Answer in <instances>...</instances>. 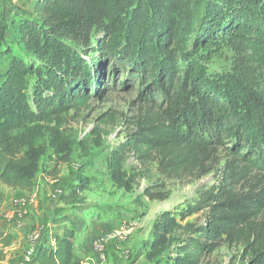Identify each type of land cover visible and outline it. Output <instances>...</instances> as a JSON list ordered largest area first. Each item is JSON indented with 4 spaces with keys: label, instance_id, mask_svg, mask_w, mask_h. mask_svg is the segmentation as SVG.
I'll use <instances>...</instances> for the list:
<instances>
[{
    "label": "trees",
    "instance_id": "1",
    "mask_svg": "<svg viewBox=\"0 0 264 264\" xmlns=\"http://www.w3.org/2000/svg\"><path fill=\"white\" fill-rule=\"evenodd\" d=\"M32 1L15 23L19 50L5 52L0 183L34 189L47 152L36 138L69 162L75 135L47 121L89 108L125 68L123 85L138 82L145 106L115 158L131 154L147 166L156 163L164 179L180 182L218 167L223 173L186 211L206 210V220L187 228L180 253L168 264H211L210 255L224 246L241 247L247 264H264V0ZM7 31L0 9V73ZM222 40L233 50L232 63L211 74V46ZM31 75L42 84L29 100ZM99 120L109 126L117 119L106 114ZM27 124L30 132L14 134ZM80 181L61 192L64 205L78 203L87 189ZM68 221L69 214L56 216L60 232L40 238L26 264H85L75 252L78 227H61ZM165 231L147 254L149 264H160L163 255L156 256L172 243ZM12 241V234L0 233V259Z\"/></svg>",
    "mask_w": 264,
    "mask_h": 264
},
{
    "label": "rangeland",
    "instance_id": "2",
    "mask_svg": "<svg viewBox=\"0 0 264 264\" xmlns=\"http://www.w3.org/2000/svg\"><path fill=\"white\" fill-rule=\"evenodd\" d=\"M32 6V0H0V9L8 22L6 39L1 47L0 84L6 68L7 48L14 51L20 48L13 37L15 23L20 14L27 13ZM210 53L208 69L211 74L230 68L233 50L227 41L212 45ZM119 72L117 84L105 83L100 96L91 100L89 108L79 113L71 110L58 119L47 121V124L75 135L78 143L69 162H61L46 139H35V145L46 146L47 152L41 160L35 196L23 195L27 203L17 209L19 214L30 216L26 226L28 233L17 251L19 256L25 255L37 232L41 239L52 236L51 231L59 233V226L54 225L55 218L64 213L69 214L72 221L61 227L71 226L72 222L78 227L75 248L86 264H149L147 254L162 236L164 227L166 240L172 243L155 259L163 255L160 264H168L169 256L180 253V239H185L187 228L192 224L204 225L206 210L189 215L186 211L195 204L201 191L219 183L223 175L221 167L201 178L180 182L164 179L156 163L147 166L131 154L124 161L115 158L118 144L126 140L133 122L143 114L145 106V102L140 101L138 82L123 85L127 70L124 68ZM41 84L36 75L29 77V100ZM106 114H115L117 120L109 126L104 124L99 118ZM25 127L14 134L30 132L33 126L27 124ZM81 178L87 189L80 193L77 204L64 205L61 192L72 191ZM9 193L13 200L21 198L14 195L12 189ZM31 198L33 203H30ZM242 255L241 247L224 246L209 258L211 264H247L248 259H243L246 257Z\"/></svg>",
    "mask_w": 264,
    "mask_h": 264
},
{
    "label": "crops",
    "instance_id": "3",
    "mask_svg": "<svg viewBox=\"0 0 264 264\" xmlns=\"http://www.w3.org/2000/svg\"><path fill=\"white\" fill-rule=\"evenodd\" d=\"M35 187L31 191H26V190L14 189L12 187L0 183V233L3 235L12 234L13 236V241L4 248L6 257L4 259H0V264H26L27 262L25 255L19 256V253L17 251L19 250L20 246L24 241L25 236L28 233L26 226L28 225V219L30 218V216H24L22 215V213L19 214V212H17V209L20 207L14 205L13 202L14 197L11 196L9 190L12 189L14 195L18 194L19 197L21 198H24L23 195L25 196L30 195L31 197H33L35 196L34 193ZM33 201L34 199L31 198L30 203H33ZM50 233L53 234L56 232L51 231ZM76 240H75V247H76ZM51 244L54 243L52 242ZM75 252H76V248H75ZM76 254L82 258L80 253L76 252Z\"/></svg>",
    "mask_w": 264,
    "mask_h": 264
},
{
    "label": "built area",
    "instance_id": "4",
    "mask_svg": "<svg viewBox=\"0 0 264 264\" xmlns=\"http://www.w3.org/2000/svg\"><path fill=\"white\" fill-rule=\"evenodd\" d=\"M14 205L15 206H18V207H23L26 205L27 201L24 199V198H16L14 199ZM40 232H37L35 235H34V242L31 244V246L28 248V250L26 251L25 253V258L26 260H29L32 256V254L34 253V250H35V246L37 244V242L40 240Z\"/></svg>",
    "mask_w": 264,
    "mask_h": 264
}]
</instances>
